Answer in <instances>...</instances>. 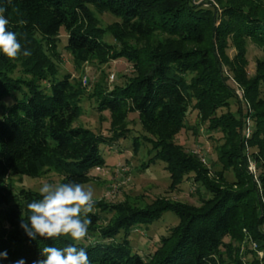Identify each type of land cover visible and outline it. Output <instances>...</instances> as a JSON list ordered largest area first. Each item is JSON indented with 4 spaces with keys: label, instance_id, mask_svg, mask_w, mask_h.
I'll use <instances>...</instances> for the list:
<instances>
[{
    "label": "trees",
    "instance_id": "1",
    "mask_svg": "<svg viewBox=\"0 0 264 264\" xmlns=\"http://www.w3.org/2000/svg\"><path fill=\"white\" fill-rule=\"evenodd\" d=\"M213 1L219 9L194 0H0L7 9L6 30L32 53L9 58L0 52V253H7L0 264H34L45 258L43 247L76 243L65 236L31 239L26 234L20 225L30 215L27 203L41 197L24 188L15 191L12 177L38 178L53 171L61 183L93 181L92 171L107 163L101 147L126 139L127 132L103 137L77 126L85 98L115 120L138 114L158 139L150 162L165 163L175 186L194 173L210 195L199 207L164 200L141 209L96 202L87 235L77 245L86 249L91 264H264V58L250 76L247 51L250 41L264 52V3ZM103 12L119 20L111 29L118 45L105 41L107 31L97 17ZM63 32L77 63L124 59L136 67L137 76L112 90L100 85L87 94L70 74L60 75L56 58ZM156 36L163 38L144 48L129 44ZM229 42L236 50L233 59ZM18 68L23 76L15 77ZM231 79L243 89V101ZM7 98L14 104L7 105ZM191 107L208 132L222 135L218 160L223 170L214 171L218 181L197 156L173 142ZM133 144L138 151V138ZM168 212L179 218L178 225L147 258L135 252L133 231ZM243 244L247 250L242 251Z\"/></svg>",
    "mask_w": 264,
    "mask_h": 264
},
{
    "label": "rangeland",
    "instance_id": "2",
    "mask_svg": "<svg viewBox=\"0 0 264 264\" xmlns=\"http://www.w3.org/2000/svg\"><path fill=\"white\" fill-rule=\"evenodd\" d=\"M194 2L196 4L204 3L206 8L211 7L210 3L218 7L213 0H194ZM97 17L99 27L107 31L105 41L111 45H118L111 29L119 20L108 12L97 13ZM67 38V34L63 32L58 49L60 57L56 58L60 75L70 74L81 87L87 90V94H91L100 85H106L108 89L112 90L115 86H123L127 80L137 76L136 67L124 59H109V62L104 64L97 59H92L87 63H77L66 49ZM162 38L160 36L150 40L136 38L129 44L133 47L144 48L149 43ZM228 44L230 46L228 56L233 59L236 50L232 42ZM247 51L248 74L252 76L255 74L257 61L264 58V52L258 45L250 41L247 42ZM14 76H23L20 68L15 70ZM230 85L243 101V89L233 79H231ZM262 98H264V89L262 90ZM14 102V98L6 99L9 106L13 105ZM81 105L83 110L77 126L87 128L103 137H111L122 131L127 132L126 139H122L112 146L101 147L102 155L107 162L106 166L93 170L91 173L93 181L85 185V188H91L95 202L111 206L123 204L130 208L141 209L157 203L159 200H164V202L199 207L203 198L210 197L205 188L196 182L194 173L187 174L182 184L175 186L176 184L174 185L172 182L171 174L166 169L165 163L161 161L150 162L158 152L154 149V142H158V139L144 127L138 114H130L125 120L120 121L115 120L109 112L100 114L93 99L85 98ZM237 108V105L232 106L233 111H236ZM224 112L226 110H221L219 114ZM1 115L0 111V118ZM221 137L220 133L208 132L207 125L200 119L198 112L191 107L185 128L174 136L173 142L185 151L197 156L200 163L208 170L210 178L218 181V176L214 171L223 170L218 160L219 147L222 144ZM135 138L141 142L138 151L135 150L133 144ZM250 164L251 171L257 174L252 161ZM225 175L229 181H233L234 175L231 171H227ZM12 178L15 182V191L24 188L38 194H40L39 188L44 183L57 185L61 183V178L53 171H47L38 178L27 176H13ZM178 223L179 218L172 212H168L153 225L138 227L131 235L134 251L147 258L157 249L161 237L168 235L170 229L177 226ZM247 243L253 248L250 241ZM248 247L243 244L241 249L244 251ZM245 260H251V256H246Z\"/></svg>",
    "mask_w": 264,
    "mask_h": 264
},
{
    "label": "clouds",
    "instance_id": "3",
    "mask_svg": "<svg viewBox=\"0 0 264 264\" xmlns=\"http://www.w3.org/2000/svg\"><path fill=\"white\" fill-rule=\"evenodd\" d=\"M10 2V0H9ZM7 9L0 6V52L9 58L32 55L30 50L22 48L15 32L6 30L9 20L4 13ZM23 23V21H20ZM40 199L27 203L30 215L20 227L31 239L37 235L59 239L61 236L70 237L76 243L62 248L45 246L41 250L44 259L34 264H91L87 251L78 247V243L86 237L88 227L92 223L89 214L93 213L95 200L91 188H85L81 182L44 183L39 188ZM22 221L24 220L21 217ZM0 257L7 258V253H0ZM17 264H24L23 260Z\"/></svg>",
    "mask_w": 264,
    "mask_h": 264
},
{
    "label": "built area",
    "instance_id": "4",
    "mask_svg": "<svg viewBox=\"0 0 264 264\" xmlns=\"http://www.w3.org/2000/svg\"><path fill=\"white\" fill-rule=\"evenodd\" d=\"M85 82H86V80H85ZM249 123H250V122L248 121V125H249ZM245 134H246L247 137L250 136V130H249V127H248V129L246 130ZM251 244H252V247H253L254 249L257 248V245H256L255 243H251ZM259 255H260L261 257H263V253H262V252H259Z\"/></svg>",
    "mask_w": 264,
    "mask_h": 264
}]
</instances>
